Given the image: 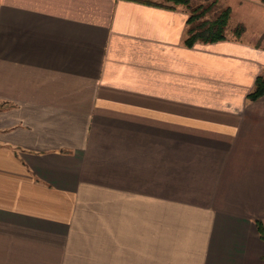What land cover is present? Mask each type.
Listing matches in <instances>:
<instances>
[{
  "label": "crops",
  "instance_id": "0c3cea01",
  "mask_svg": "<svg viewBox=\"0 0 264 264\" xmlns=\"http://www.w3.org/2000/svg\"><path fill=\"white\" fill-rule=\"evenodd\" d=\"M187 20L0 0V264H264V47Z\"/></svg>",
  "mask_w": 264,
  "mask_h": 264
},
{
  "label": "trees",
  "instance_id": "16d2710c",
  "mask_svg": "<svg viewBox=\"0 0 264 264\" xmlns=\"http://www.w3.org/2000/svg\"><path fill=\"white\" fill-rule=\"evenodd\" d=\"M170 9L183 8L188 13L187 38L185 45L189 48L197 43L213 44L226 41L227 27L232 10L229 7L218 8V1H213L197 6L192 5V0H165ZM163 6V5H162ZM210 14H214L209 18ZM245 32V27L240 25L234 30L235 38H240ZM264 96V74L257 77L255 89L248 95V99L256 101ZM256 227L261 240L264 241V221H256Z\"/></svg>",
  "mask_w": 264,
  "mask_h": 264
},
{
  "label": "rangeland",
  "instance_id": "374dc122",
  "mask_svg": "<svg viewBox=\"0 0 264 264\" xmlns=\"http://www.w3.org/2000/svg\"><path fill=\"white\" fill-rule=\"evenodd\" d=\"M163 2L165 0H150ZM216 0H192V5L210 3ZM218 8L229 7L232 10L227 27V36L231 39L242 40L254 45L264 47V0H217ZM214 14H210L212 18ZM244 26L245 32L240 38H235L234 30L238 26Z\"/></svg>",
  "mask_w": 264,
  "mask_h": 264
}]
</instances>
